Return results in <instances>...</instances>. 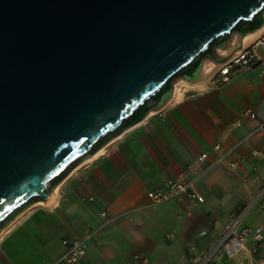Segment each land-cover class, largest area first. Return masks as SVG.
Masks as SVG:
<instances>
[{
  "label": "water",
  "instance_id": "95a60500",
  "mask_svg": "<svg viewBox=\"0 0 264 264\" xmlns=\"http://www.w3.org/2000/svg\"><path fill=\"white\" fill-rule=\"evenodd\" d=\"M264 0H0V227L142 120Z\"/></svg>",
  "mask_w": 264,
  "mask_h": 264
},
{
  "label": "crops",
  "instance_id": "0c3cea01",
  "mask_svg": "<svg viewBox=\"0 0 264 264\" xmlns=\"http://www.w3.org/2000/svg\"><path fill=\"white\" fill-rule=\"evenodd\" d=\"M256 52L255 64L233 72L225 82L217 68L210 70L203 85L148 111L85 158L67 175L48 217L35 211L2 236L0 264H31L47 230L46 239L52 238L55 248L44 263L53 260L63 249L61 238L97 226L101 210L112 219L97 230L77 264H192L193 255L214 244L230 213L264 184V131L250 133L254 121L247 117L239 126L232 124L244 108L264 119V44ZM202 151L207 157L193 163ZM189 163L204 201L193 204L184 193L159 202L149 198L148 190L176 177ZM40 216L48 219L43 231L44 224L35 222ZM244 221L262 228L252 260L264 264V207L252 206ZM253 243L250 233L246 246ZM135 253L145 254L147 262ZM241 254L221 256V263L245 264Z\"/></svg>",
  "mask_w": 264,
  "mask_h": 264
},
{
  "label": "built area",
  "instance_id": "2783aa9c",
  "mask_svg": "<svg viewBox=\"0 0 264 264\" xmlns=\"http://www.w3.org/2000/svg\"><path fill=\"white\" fill-rule=\"evenodd\" d=\"M264 44V29L250 41L232 54L227 60L218 64L217 72L220 74V81H227L231 74L243 67L255 64L259 57L256 52V46ZM249 118L254 121L250 133H258L264 131V119L249 108L242 109L234 118L232 124L239 126L243 118ZM264 137V134H263ZM219 143L213 144V148L218 149ZM207 151H202L193 160L199 162L207 157ZM193 163H189L186 168L176 177L167 178L162 185L147 191V195L153 202H159L164 199L172 198L178 194L184 193L193 204L204 201V196L197 188V177L193 174ZM234 164V163H231ZM264 184L262 188L252 195L246 202L239 205L230 213L229 220L214 244L206 251L193 255L192 264H222L221 256L226 258H236L239 255L245 257V264H255L252 260V253L257 248V242L263 238V231L260 226L251 228L245 224L244 218L246 212L255 205L264 207ZM101 221L97 226L87 227L80 235H65L61 238L63 245L62 251L53 260L45 264H77L79 259L85 254L89 243L94 238L97 230L109 223L111 217L107 215L105 210L100 211ZM252 230V231H251ZM252 233L254 243L246 246V240ZM134 257L141 258L143 262H147L145 254L135 253Z\"/></svg>",
  "mask_w": 264,
  "mask_h": 264
},
{
  "label": "rangeland",
  "instance_id": "374dc122",
  "mask_svg": "<svg viewBox=\"0 0 264 264\" xmlns=\"http://www.w3.org/2000/svg\"><path fill=\"white\" fill-rule=\"evenodd\" d=\"M239 34L240 33L236 30L232 31L222 43L211 45L210 51L201 56L200 61L198 62L197 66L193 72L194 73L193 77H191V78L193 80L197 79V80L203 82V84H204V82H205L204 75L206 73H208L210 70H211V73H213L216 70V68L218 67V64H219L218 58L223 57L228 52L229 48L236 43V41L239 37ZM247 43H248V41H247ZM186 75L189 76L190 74H187V73L181 74L180 73V74L173 76L169 81L170 85L168 87V90L165 93L168 95L171 92V90L174 88V86H177V88L181 92L185 91L186 89L191 90L194 87H199V86H192L191 87V85H186V84L184 85V83H182L181 80L184 79V77ZM206 76H208V75L206 74ZM74 169H75V167H74ZM74 169H73V171H74ZM70 172L71 171H69L67 174H69ZM65 176L63 178L67 177V176L66 177ZM63 178L57 183L59 185H58V192L56 194V200L62 194V190H64V188H65V183H68L67 181L70 179V175L64 180H63ZM50 203H52V202H50ZM32 204H33V202L28 204L23 209H21V211H19L9 221L4 223L0 227V241L2 239V236L5 233H8L12 228L18 227L20 225V223H22L25 219L30 218L32 213H34L35 211L41 210V211H43V214H45L48 217V211L55 204V202L50 204V205H46L49 203H43V204L37 203L34 205H32ZM46 216L45 217L40 216L39 218L37 217L38 219L36 218V221H35V222H38V224H37V225H39L38 227H40L44 224L42 227V231L47 229L45 224L48 223V219ZM43 218H46L45 222L42 221ZM39 231H41V230L39 229ZM48 234H49L48 230H47V234H46V232H42V235H44V237H45V240L42 242L43 243L42 244V251L36 252L37 254H35L36 256H35V258L32 259L31 264H45L44 261L53 252V250L55 248V242L53 241L52 238L46 239V235H48Z\"/></svg>",
  "mask_w": 264,
  "mask_h": 264
},
{
  "label": "bare ground",
  "instance_id": "6f19581e",
  "mask_svg": "<svg viewBox=\"0 0 264 264\" xmlns=\"http://www.w3.org/2000/svg\"><path fill=\"white\" fill-rule=\"evenodd\" d=\"M264 28H262L260 31H262ZM260 31H258V32H255V33H251V34H248V35H246L245 37H244V43L246 44L247 43V41L249 42V41H252L258 34H259V32ZM186 74V73H185ZM187 74H189V73H187ZM207 75H208V73H206ZM206 74L204 75V78H205V80H206V78L208 77V76H206ZM191 77H193V74H190L189 76H185L184 77V79H182L181 80V82L182 83H184V85L186 84V85H191V87L192 86H201L202 84H203V82H201V81H199V80H193ZM166 94V93H165ZM163 95L162 96V99H161V101L157 104V105H155L154 107H152L150 110H148L149 111V113H152L153 111H155L156 109H158L159 107H162V106H165V105H167V104H169V103H171L172 101H174V100H176V99H178L179 97H180V95H181V91L177 88V86H174V88L171 90V92L167 95ZM147 114V113H146ZM101 148V147H100ZM100 148H98L96 151H95V153L97 154V151L100 149ZM90 158V157H89ZM85 159H83L80 163H82L83 161H84ZM80 163H78L77 164V166L78 165H80ZM77 166H75V167H77ZM76 169V168H75ZM68 175V174H67ZM66 175V176H67ZM65 176V177H66ZM65 178H63V180H64ZM61 184V183H60ZM58 185L59 184H57L55 187H54V189H53V194H52V196L50 197V199L49 200H47V201H43V200H36L35 202H33V204L32 205H34V204H37V203H40V204H43V203H50V202H53L54 200H55V198H56V194H57V191H58Z\"/></svg>",
  "mask_w": 264,
  "mask_h": 264
}]
</instances>
